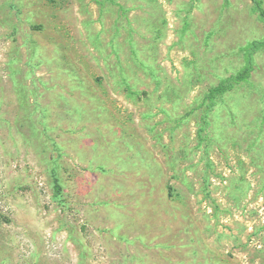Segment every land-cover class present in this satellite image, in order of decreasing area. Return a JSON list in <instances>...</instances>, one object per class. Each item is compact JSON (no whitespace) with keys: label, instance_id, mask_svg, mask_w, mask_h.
Segmentation results:
<instances>
[{"label":"rangeland","instance_id":"1","mask_svg":"<svg viewBox=\"0 0 264 264\" xmlns=\"http://www.w3.org/2000/svg\"><path fill=\"white\" fill-rule=\"evenodd\" d=\"M0 264H264L253 0H0Z\"/></svg>","mask_w":264,"mask_h":264},{"label":"trees","instance_id":"2","mask_svg":"<svg viewBox=\"0 0 264 264\" xmlns=\"http://www.w3.org/2000/svg\"><path fill=\"white\" fill-rule=\"evenodd\" d=\"M253 3L260 16L264 19V0H253Z\"/></svg>","mask_w":264,"mask_h":264}]
</instances>
